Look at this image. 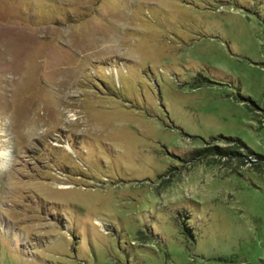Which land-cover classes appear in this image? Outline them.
Segmentation results:
<instances>
[{"label":"rangeland","instance_id":"1","mask_svg":"<svg viewBox=\"0 0 264 264\" xmlns=\"http://www.w3.org/2000/svg\"><path fill=\"white\" fill-rule=\"evenodd\" d=\"M0 264H264V0H0Z\"/></svg>","mask_w":264,"mask_h":264},{"label":"trees","instance_id":"2","mask_svg":"<svg viewBox=\"0 0 264 264\" xmlns=\"http://www.w3.org/2000/svg\"><path fill=\"white\" fill-rule=\"evenodd\" d=\"M186 227H188V226H186ZM188 229V228H187Z\"/></svg>","mask_w":264,"mask_h":264}]
</instances>
